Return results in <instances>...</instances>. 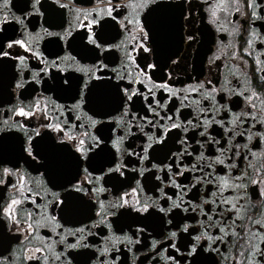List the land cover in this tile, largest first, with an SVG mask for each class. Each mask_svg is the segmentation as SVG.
<instances>
[{
  "label": "snow or ice",
  "instance_id": "6c2138e0",
  "mask_svg": "<svg viewBox=\"0 0 264 264\" xmlns=\"http://www.w3.org/2000/svg\"><path fill=\"white\" fill-rule=\"evenodd\" d=\"M29 3H31V9L28 13H24L21 8V15L14 16L10 0H0V24H6L11 17L16 23L23 25L28 15L39 14L40 8L43 7L40 0H24V8H27ZM56 3H60V0H56ZM63 7L66 5L61 4V8ZM159 7L161 4L158 0H95V6L91 9L78 10L84 17L83 21L78 15L75 28L70 24L63 34L50 33L46 28L32 33L23 27L21 31L27 35L21 38L0 36V58H3L0 64L8 63L11 69L12 61H19L15 64L17 71L12 72L9 84L15 80V87L22 89L29 81L33 82V87L43 81L46 92L64 90L70 93L61 97L70 103H60L56 98L41 96L27 107L16 106L14 114L28 117L40 113L45 122L31 130L23 121L14 122L10 127L25 133V138L20 140V155L15 160L7 162L0 159V185L4 189H11V195L8 196L4 206L0 207V213L7 219L10 229L17 233L9 237V240H20L19 234L35 233L40 228H47L51 233V235L42 234L41 242H48L47 247L52 250V254L43 256L35 254L43 253L44 247L36 248L35 252L25 249L23 261H30L31 264H53L54 259L55 264H73V262L75 264H117L120 259L119 255H115L120 251L117 244L124 243L126 246L138 244L141 235L147 234L152 228V225L146 221L150 217H155L158 218L161 226L166 224L169 227L165 237L168 243L162 244L153 238L150 246L152 250H155V255L160 256L165 264L168 262L197 264V258L205 252L219 255L229 245L233 248L239 245L240 248L245 249L240 253L241 259L237 260L235 256L233 257L234 264H264V248L259 243L251 242L257 239L264 241V213L259 218L252 219L248 210L239 206L245 198L251 199L249 191L251 189L252 193L260 197L256 205L264 207V163H261L259 167L240 163V161L247 162L249 157H255L257 153L264 159V100H260L259 104L255 103L254 98L259 99V97L257 92L252 91L246 96L245 110L233 113L229 120L233 127L229 128L225 118L215 119L220 111L225 109L231 111V108L228 105L217 106L218 102L213 95L217 92V87L205 89L206 84L212 85L211 80L199 81L195 87L185 85L183 89L173 88L167 80L162 78L154 81L149 70L155 69L157 64L150 62L148 56L139 55L137 51L152 53L155 47L150 34L151 27L146 23V17L141 18L139 12L147 10L150 13L154 8ZM188 7L191 9L193 5L189 4ZM195 7L198 11L203 7L205 13H210L208 23L217 25L218 31H225L224 27L218 25V13H226L229 8H232L240 16L238 21H233L234 24L240 25L234 28V31L246 32L249 36L264 41V36L257 32L254 25L251 32H247V29L243 27L245 24H253V21L264 20V16L261 15L264 13V0H202V3ZM129 9L133 11L129 12ZM121 13L124 15L121 16ZM188 15L191 16V11ZM129 16L132 18L130 19ZM110 21H116L119 29L128 32L129 35L135 33L132 36V40L136 42L135 47L125 48L123 42L113 44L104 38L101 33ZM111 26L115 27L114 24ZM76 28H82L84 31L73 35ZM97 28L99 31L96 30ZM2 32L3 29L0 28V33ZM40 32L56 35L58 40L55 43L58 51L61 52L64 49L59 48V43L67 40L66 47L71 51L64 52L63 55L49 52L46 56L44 51L39 50ZM77 37H79L80 50L73 46ZM188 39L192 40L193 37L189 35ZM252 43L251 39L247 40L248 45ZM20 48L32 53L33 58L39 60L43 66L30 68V65L25 62L28 58L19 52ZM34 48L35 51H33ZM114 48L121 50L123 60L113 67L114 61L110 60L105 53ZM242 51L251 55L248 47L243 48ZM231 56L236 58L237 52L233 51ZM239 59L242 63H247L244 57L241 56ZM82 60H91L92 63L81 64ZM256 62L261 63L259 59ZM50 67L58 69V72L50 74ZM23 69H30L31 75H26ZM257 71L264 72V69ZM167 74L171 76L170 72ZM17 76L19 79H16ZM44 76H48L54 83L49 84ZM259 78L264 81V75H260ZM137 83L143 85V91L135 86ZM98 89H106L108 99H100L97 94ZM153 89H161L172 93L173 96L181 95L183 91L200 92L202 97L185 95L179 107L174 105L168 108L171 97L161 96L157 99ZM227 91L237 93V90L233 88H228ZM238 94L245 96L243 91ZM149 98H151L150 102ZM189 99L196 105L197 116L180 120L181 109L187 106L185 102ZM206 99H210L211 104H204L203 101ZM41 100L50 101V103L41 104ZM161 110H166L163 115ZM204 112H211L213 116L205 119L198 115ZM147 113L152 115L149 116ZM226 116L227 112H225ZM241 116L247 117V121L239 119ZM165 120L166 124L163 123ZM213 123L223 127V136L219 132L215 136L208 132V128ZM240 124H244L245 127L240 129ZM144 125L148 126L149 131L144 130ZM189 125L199 131L202 137H207L206 141H198L195 136L192 137V140L199 145L200 151L192 149L188 143L189 138L185 136L178 141L183 145L179 154L168 155L171 147L168 146L167 138L171 135V129H181L183 126V131L188 132ZM42 129L49 131L42 133ZM151 129L157 131L152 132ZM0 132L14 135L9 131L7 122L4 127H0ZM137 133H141L139 143H136ZM237 136L243 143L237 140ZM17 139L19 140V137ZM205 143L217 146L215 155H205ZM160 151L165 152V158L171 163L165 164L163 160L160 163L154 162L155 154ZM57 153L62 154L65 161L72 166L71 173L62 183H56L52 179L53 155ZM226 153L228 155H225ZM193 154L195 160H192ZM177 155L181 162L178 164L179 170L173 172V165L177 164ZM186 157L192 162L183 163ZM96 160L100 161L99 164L95 163ZM145 161L147 164H144ZM249 168H252L251 176ZM40 169H43V172ZM151 169L166 170L162 182L165 186L180 188V192L170 195L164 188H160L159 196L145 195L141 199L138 191H143V187L137 179L135 187L120 192L118 196L108 200L99 198L100 193L119 191L124 184L131 183L137 173L139 176H144L147 172L146 180L155 176L156 181H161V177L156 176ZM188 171L198 172L199 175L191 177L189 184H181L177 177L184 176ZM32 173L40 179H36ZM13 176L16 177L14 183L9 180ZM44 176H48V179H43ZM121 177L124 179L121 180ZM185 179L189 178L185 176ZM197 187L204 189V194L199 198V203L195 202L194 197L190 202L192 206L189 207L188 197L185 194ZM34 188L37 190L34 191ZM226 192L228 195L225 197ZM25 193L28 194L25 195ZM69 198L82 202L87 208L88 214L85 220L88 223H81L78 227L70 229H66L65 225L60 223L62 219L67 223L63 214ZM197 211L204 217L203 220H197L195 216L181 215L182 212ZM21 215L25 218H19ZM129 218L132 224L126 223ZM245 220L249 221L247 225L241 223ZM181 221L186 222L181 223ZM133 224L135 230L129 231ZM197 226L204 229L199 234H196ZM2 227L3 222L0 221V228ZM57 229L60 231L58 232ZM209 229H216V231L209 232ZM105 231L108 234L99 244L96 243L95 241ZM178 233L181 236L187 233L192 239H181L178 246L176 243ZM159 235L163 233L160 232ZM53 236L56 237L55 240L52 239ZM248 237H251V241ZM25 239L28 244L32 243L26 235ZM57 245L63 247L55 251ZM157 245L160 247L157 248ZM169 248L180 255L178 257L167 255ZM76 249L82 250L68 251ZM110 252L114 255L109 256ZM149 255H152V252ZM149 255H145L143 260H148ZM222 259L227 261L226 256ZM153 264H155L154 260ZM213 264H216L215 260Z\"/></svg>",
  "mask_w": 264,
  "mask_h": 264
},
{
  "label": "flooded vegetation",
  "instance_id": "af4514ba",
  "mask_svg": "<svg viewBox=\"0 0 264 264\" xmlns=\"http://www.w3.org/2000/svg\"><path fill=\"white\" fill-rule=\"evenodd\" d=\"M158 3L161 4V7L154 8L150 13L147 12V10H140L139 12L141 18L146 17V23L151 27L152 31L150 34L153 38L155 47L152 53H142L140 50L137 51L139 55H146L150 62L157 64L155 69L149 70L153 80L159 81L161 78L167 80L175 89H183L185 85L195 87L199 81L211 80L212 85L206 84L205 89L217 87V92L213 94L218 102L217 106L228 105L229 108H231V111H228L227 109L220 111L219 116H215V119L223 117L226 119L227 127H233L229 120L233 113H239L245 110V99L247 95L251 94L252 91H255L257 92L259 99L254 98V102L259 104L260 100H264V81H261L259 78L260 75H264V72L257 71L258 69H264V41L257 37L249 36L246 32L234 31V28L240 27V25L234 24L233 21H238L240 16L239 13L233 11L232 8H229L226 13H218V25L225 28V31H218L217 25L208 23V15H210V13H205L203 7H201L199 11L195 7V5L201 4L202 0H158ZM40 4L43 5V7L40 8L39 14L28 15L23 25L16 23L11 17L6 24H0V28L3 29L0 36H10L13 39L21 38L22 36L27 35L21 31L23 27H26L28 31L32 33L39 32L41 28H46L50 33L63 34L64 30L68 29L70 24L75 28V20L78 15L80 20L83 21L84 17L79 14L78 10L91 9L95 6V0H60V3H56V0H40ZM61 4L66 5V7L61 8ZM189 4L193 5L191 9L188 7ZM23 5L24 0H10V7L14 16L21 15V8H23L24 13L30 11L31 3H29L27 8H24ZM132 11V9H129V12ZM189 11H191V16L188 15ZM123 15L124 14L121 13V16ZM261 15L264 16V13H261ZM129 18L131 19L132 17L129 16ZM105 19L109 18L105 17ZM113 24L115 27L111 26ZM52 25L57 26L53 27ZM253 25L257 32L260 33L261 36H264V20H256L253 21V24H245L243 27L247 29V32H251ZM96 30L99 31V28ZM80 31H84V29L76 28L75 31H73V35H76V32ZM129 31H131V29H129ZM101 34L110 43L115 44L123 42L125 48L135 47L136 42L132 40V36L135 35V33L129 35L128 32L119 29V24L116 21H110V24L105 26V29ZM189 35L193 37L192 40L188 39ZM249 39L253 41L252 45L247 44V40ZM57 40L58 37L56 35H49L46 32H40L38 38L39 50L44 51L46 56L49 52H57V54L63 55L64 52L71 51L70 48L66 47L67 40L60 41L59 48H63L64 51H58V47L55 43ZM73 46L76 47L77 50H80L79 37L73 42ZM16 47L18 48L19 46ZM245 47H248L251 55L242 51ZM35 50L36 49L34 48L33 51ZM233 51L237 52L236 58L231 56ZM19 52L23 53L28 58L25 62L30 65V68L43 66L39 60L33 58L32 53L26 52L22 48L19 49ZM105 54L108 55L110 60L114 61V64L112 65L113 67L123 60V55L119 49H110ZM241 56L244 57L247 63H242L240 61L239 57ZM49 59H51V57H49ZM77 59H79V57H77ZM257 59H259L261 63L258 64L256 62ZM0 60H3V58H0ZM137 62L139 63V56L137 57ZM16 63H19V61H12L11 69L9 68L8 63L0 64V127H4L5 122H7L9 131L14 133V135H7L5 132H0V138H2L0 139V159H3L5 162L15 160L20 155V140L25 138V133L22 130L11 128L10 126L14 122L18 123L23 121L28 125L29 130H31L36 128L38 124L45 122L40 113L28 117L14 114L16 106L23 105L24 107H27L35 99L41 96L56 98L60 103H70L61 99V97L69 95V92H65L64 90L46 92L44 91L43 81L40 84L34 85V87L33 82L29 81L22 89H17L15 87V80H12V83L9 84L12 72L17 71L15 68ZM80 63H92V61L82 60ZM141 67H143L142 64ZM23 72L26 75H31L30 69H23ZM57 72L58 69L50 67V74H55ZM169 72L171 73V76L167 74ZM76 74L79 75V73ZM41 75H43V73ZM61 75H66V73H61ZM16 79H19V76H17ZM44 79L47 80L49 84L54 83V81L49 79L48 76H44ZM125 84H127V82H125ZM135 86L141 88V91H143V85L137 83ZM228 88L236 89L237 93H230L227 91ZM153 91L156 92L157 99H160L161 96H164L165 98L171 97L167 105L168 108H172L174 105L179 107L181 100L185 95L189 97H202V93L200 92L190 93L188 91H183L181 95L173 96L172 93L164 92L161 89H153ZM240 91H243L245 96H240L238 94ZM97 94L100 99H108V92L106 89H98ZM145 95H147V93H145ZM150 101L151 98H149V102ZM203 102L204 104H211L210 99H206ZM44 103H50V101L41 100V104ZM141 103H143V101H141ZM185 104L187 106L181 109L182 115L180 116V120L196 117L198 110L196 105L192 103V100L189 99ZM133 110L138 111V109ZM165 111L166 110H161V115H163ZM225 112H227L226 117ZM147 115L151 116L152 113H147ZM198 115L207 119L208 117L213 116V113L204 112L199 113ZM65 118H67V113H65ZM239 119L247 121L248 118L241 116ZM53 122L56 121L53 120ZM163 123L166 124L167 121L165 120ZM200 123H203V121H200ZM188 127V132L183 131V126L181 129H171V135L167 138L168 146L171 147V152H169L168 155L179 154V150L183 145L178 141L185 136L189 138L188 143L191 148L195 151H200L199 145L192 140V137L195 136V139L198 141H206L207 137H202L199 131L192 128L190 125ZM244 127V124L239 125L240 129H243ZM144 130L149 131L147 125H144ZM43 131L49 130L42 129V133ZM150 131L156 132L157 130L151 129ZM223 131V127L215 123L208 128V132L212 133L214 136L217 132L223 136ZM53 135H55V133H53ZM140 135L141 133H137L136 143L140 142ZM17 137H19V140ZM129 139H132V137H129ZM237 140H241V138L237 136ZM241 143H243L242 140ZM253 143H256V141H253ZM125 146H127V141H125ZM216 147L217 146L215 145L205 143V155H215ZM113 152H115V149H113ZM225 155L228 154L226 153ZM155 156V163H160L161 160H163V163L165 164L171 163L170 160L165 158L164 151L157 152ZM125 159H127L126 156ZM192 160H195L194 154ZM192 160H189L186 157L182 162L191 163ZM53 161L54 167L52 179L56 183H62L71 173L72 166L65 161L62 154H54ZM99 162V160L95 161L97 164H99ZM180 162L181 161L177 155V164L173 165V172L179 170L178 164ZM240 163L242 165L248 163L253 165V167H259L261 163H264V159H262L259 153H257V156L249 157L247 162L240 161ZM144 164H147V161H145ZM197 166L199 167L201 165ZM23 167H27V165H23ZM29 171H31V169H29ZM40 171L43 172V169H40ZM151 171L155 173L156 176H160L161 181H156L155 176L149 177L146 180L145 177L148 176L147 172L144 176H139L137 173L132 182L124 184L119 188V191L112 190L110 193H100L99 198L108 200L114 196H118L120 192L135 187L137 179H139L140 184L143 187V191H138V196L141 199H143L145 195L150 197L159 196L160 188H164V190L168 191L170 195L172 193L180 192V188L172 187L170 185L165 186L162 182L166 170L161 171L159 169H151ZM32 175L36 177L35 173H32ZM169 175H172V173H169ZM195 175H199V173L188 171L185 172L184 176L177 177V179L181 184H189L191 177ZM249 175H252V168H249ZM185 176L189 179L186 180ZM36 179H40V177H36ZM43 179L47 180L48 176H44ZM120 179L123 180L124 178L121 177ZM9 180L14 183L16 177H10ZM153 183H155V188H153ZM105 187H108V185H105ZM33 190L35 191L37 189L34 188ZM249 191L251 199L249 200L248 198H245V200L240 202L239 206L247 209L248 214L252 219H257L262 213H264V207L256 205V201L260 199L258 194L252 193L251 189ZM27 194L28 193H25V195ZM61 194L63 195V193ZM203 194L204 189L199 187L186 193L185 195L188 197L189 207L192 206L190 202L194 197L195 202L199 203V198L203 196ZM10 195L11 189H4V187L0 185V197H2L0 198V207L4 206V203H6L7 198ZM227 195L228 193L226 192L225 197ZM173 199H175V196H173ZM161 203H163V200H161ZM169 203H171V201H169ZM94 211L95 210H93V212ZM87 214V208L82 202L75 200L74 198H69L66 211L63 214L67 223H65L64 219L60 220V223L64 224L66 229L75 228L81 223H88L85 220ZM161 215L163 214L161 213ZM181 215L189 217L195 216L197 220L204 219L199 211L188 213L182 212ZM19 218L24 219L25 217L21 215ZM0 221L3 222V227L0 228V264H22L25 249L29 252H35L36 248L44 247L45 251L43 253L35 254L38 256L52 254V250L47 247L48 242H41L42 234L51 235L47 228H40L35 233H21L19 234L21 236L20 240H9V237L17 235V233L10 229V225L2 213H0ZM185 222L186 221H181V223ZM187 222L194 223L191 221ZM126 223L132 224L131 218H129ZM146 223L151 224L152 228L148 230L147 234L141 235L138 244H128L127 246L124 243L117 244V248L120 249L118 253H115V255H119L120 257L117 264H133V262H135V264H141V261H143V264H153V260L155 261V264H165V261L160 256H156L155 250H152L150 246L153 238L159 240L162 244H167L168 242L165 240V237L168 234L169 227L166 224L161 226L158 218L155 217H150ZM213 223L215 222L213 221ZM241 223L247 225L249 221L245 220ZM134 230L135 225L133 224L132 229H129V231ZM203 230V228L197 226L196 234H199ZM57 231L59 232L60 229H57ZM93 231L96 230L93 229ZM215 231L216 229H209V232ZM160 232H162L163 235H159ZM107 234V231H105L95 242L99 244ZM25 235L32 241L31 244H28ZM145 235H147V239H145ZM52 239L55 240L56 237L53 236ZM69 239H71V237H69ZM89 239L91 238L89 237ZM181 239L191 240L192 237L187 233H184L183 236L178 233L176 238L178 246ZM248 240L251 241V237H248ZM203 242L204 241H202V243ZM251 242L259 243L261 247L264 248V241L257 239ZM62 247V245H57L55 251H59ZM159 247L160 245H157V248ZM81 250L82 249L68 251ZM89 250L91 251L92 249ZM243 251H245V249L240 248L239 245L236 248L229 245L227 248L223 249L219 255L216 253L205 252L202 256L197 258V264H213V260H215L216 264H234L233 257L235 256L237 260L241 259L242 257L240 256V253ZM150 252H152V255H149ZM166 254L175 255L177 257L180 255L179 253H175L171 248L168 249ZM112 255H114V253L110 252L109 256ZM145 255H149L148 260H143ZM224 256L227 257V261L222 259ZM23 264H31V262L23 261ZM53 264H55L54 259ZM73 264H75V262H73ZM168 264H171V262H168Z\"/></svg>",
  "mask_w": 264,
  "mask_h": 264
}]
</instances>
